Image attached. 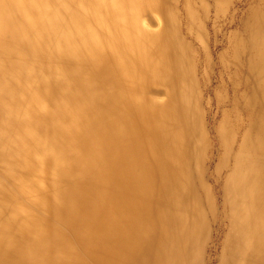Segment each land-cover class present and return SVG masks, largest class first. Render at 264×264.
I'll list each match as a JSON object with an SVG mask.
<instances>
[{
    "label": "bare ground",
    "instance_id": "6f19581e",
    "mask_svg": "<svg viewBox=\"0 0 264 264\" xmlns=\"http://www.w3.org/2000/svg\"><path fill=\"white\" fill-rule=\"evenodd\" d=\"M0 264H264V0H0Z\"/></svg>",
    "mask_w": 264,
    "mask_h": 264
}]
</instances>
